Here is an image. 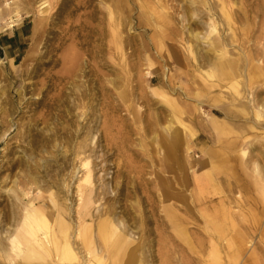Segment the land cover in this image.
<instances>
[{"label":"rangeland","instance_id":"374dc122","mask_svg":"<svg viewBox=\"0 0 264 264\" xmlns=\"http://www.w3.org/2000/svg\"><path fill=\"white\" fill-rule=\"evenodd\" d=\"M0 242L264 264V0H0Z\"/></svg>","mask_w":264,"mask_h":264},{"label":"bare ground","instance_id":"6f19581e","mask_svg":"<svg viewBox=\"0 0 264 264\" xmlns=\"http://www.w3.org/2000/svg\"><path fill=\"white\" fill-rule=\"evenodd\" d=\"M83 187V186H82ZM86 197V196H85ZM85 199V198H84ZM85 203V202H84ZM81 207V206H80ZM88 207V206H87ZM83 208H85V207H83ZM81 211V210H80ZM84 216V215H83ZM35 218H33V220H34ZM37 223V222H36ZM34 237V236H33ZM5 239V238H4ZM2 242V241H1ZM0 242V243H1ZM1 246H2V244H1ZM5 247V246H4ZM66 247V246H65ZM68 247H66V248H64V249H67ZM63 249V250H64ZM1 251V250H0ZM67 251H69V249L67 250ZM71 253V252H70ZM64 254V253H63ZM68 254V253H67ZM67 254L65 255V256H67ZM71 255V254H70ZM69 258V257H68ZM70 260H72V259H70Z\"/></svg>","mask_w":264,"mask_h":264},{"label":"crops","instance_id":"0c3cea01","mask_svg":"<svg viewBox=\"0 0 264 264\" xmlns=\"http://www.w3.org/2000/svg\"><path fill=\"white\" fill-rule=\"evenodd\" d=\"M10 35H11L10 32L6 33V36H7V37H10Z\"/></svg>","mask_w":264,"mask_h":264}]
</instances>
